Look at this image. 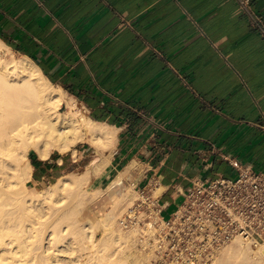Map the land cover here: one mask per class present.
Listing matches in <instances>:
<instances>
[{"label":"crops","instance_id":"obj_1","mask_svg":"<svg viewBox=\"0 0 264 264\" xmlns=\"http://www.w3.org/2000/svg\"><path fill=\"white\" fill-rule=\"evenodd\" d=\"M249 11L237 0H0V40L116 129L101 177L150 187L167 217L196 179L264 174V0ZM60 160L36 159L33 172Z\"/></svg>","mask_w":264,"mask_h":264},{"label":"bare ground","instance_id":"obj_2","mask_svg":"<svg viewBox=\"0 0 264 264\" xmlns=\"http://www.w3.org/2000/svg\"><path fill=\"white\" fill-rule=\"evenodd\" d=\"M4 49L13 54L0 40V264H153L138 229L124 232L118 222L134 197L122 189L121 174L95 193H106L112 201L99 218L101 239L95 236L97 222L80 216V206L90 198L85 189L89 179L100 177L111 161L116 129L82 114L31 59L6 57ZM64 104L67 112L61 110ZM84 141L94 147L96 159L81 176L71 172L36 194L27 190L33 173L30 152L44 160L53 151L76 154L73 147ZM232 241L210 264L263 263L262 247Z\"/></svg>","mask_w":264,"mask_h":264},{"label":"built area","instance_id":"obj_3","mask_svg":"<svg viewBox=\"0 0 264 264\" xmlns=\"http://www.w3.org/2000/svg\"><path fill=\"white\" fill-rule=\"evenodd\" d=\"M237 1L250 14L251 0ZM254 23L264 35L260 20ZM134 190L136 195L119 223L125 230L138 229L153 264H210L236 238L264 251L262 173L243 168L235 178L196 179L167 217L150 187Z\"/></svg>","mask_w":264,"mask_h":264},{"label":"rangeland","instance_id":"obj_4","mask_svg":"<svg viewBox=\"0 0 264 264\" xmlns=\"http://www.w3.org/2000/svg\"><path fill=\"white\" fill-rule=\"evenodd\" d=\"M3 52H4V55L6 57H11V56L12 57H14V56L15 57H19L18 54H14V53L11 54L6 49H4ZM76 104L80 108L81 113L88 116V114L86 112V109H84V107L78 101H76ZM61 110H62V112H67L68 111L66 104H64L62 106ZM90 144H91L90 142L84 141V142H81V143L77 144L76 146H74L73 149L77 150L76 154H73V150H70V151L65 152V153H59L57 151H53V153H52L50 158H51V160L52 159H56L58 157L62 158V160H60V166H58L57 169H54L48 175H45V176H42V175H40L38 173H34L33 172L32 173V178L30 180H28L27 183H26L27 190L30 191L31 193H34V191H35V194H36L37 191L44 190L48 186L54 184L57 181V179L59 178L60 175H65V174H68V173H71V172H73L74 175H76V176H81L82 172L85 170L87 165L93 163L94 160L96 159L95 149ZM114 150H115V148H114ZM29 159H30L31 162H33V161H35L36 159H39V158H38V155L35 152L32 151V152L29 153ZM106 169H107V167L104 169V171ZM101 176L98 177V178L92 176L91 178H93V179H91V178L89 179L90 182L87 183L85 189L89 191L88 196H87L86 199H88L89 197L90 198L88 200H85L84 201L85 203L82 206H80V210H82V212H81L82 214L80 215L82 217L81 218L82 221H84L87 218H90L91 220H94L95 223L97 222V224H98L97 225L98 228L95 229V236H97L96 237L97 241L99 239H101L102 236H103L102 228L99 227L100 226L99 223L101 221L100 219L103 218L105 213L108 210H110L111 206H112V201H111V199L109 198V196L106 193L101 194L102 196H100V197L96 196V195H99V194H95L96 190H98L100 188L105 189L108 186V184L110 183V181H106L105 178L101 177ZM122 189L127 190L128 193L132 194V197L133 196L135 197L136 192H135L134 186L132 184H127L124 181V184L122 185ZM132 201H133V199L130 200V203L128 201L123 206L124 212L129 207V204L132 203ZM124 212H122V213H124ZM120 218H121V216H120ZM118 224H116V227H117ZM123 231L126 232L128 230L124 229ZM233 242L234 241L228 243L226 245V247L229 246L230 244H232ZM226 247L223 248V251H224V249ZM251 247L254 250H258V248H259V247L258 248L253 247L252 245H251ZM139 248H141L143 250L142 247L139 246ZM94 249H95V247H94ZM94 249L92 248L93 252H94ZM89 251H87V253ZM91 252L92 251H90L88 254H90ZM220 252L216 255V257L212 261H214L216 258L217 259L215 260V262L220 259L221 255H222V252L221 253ZM262 264H264V261H263Z\"/></svg>","mask_w":264,"mask_h":264},{"label":"trees","instance_id":"obj_5","mask_svg":"<svg viewBox=\"0 0 264 264\" xmlns=\"http://www.w3.org/2000/svg\"><path fill=\"white\" fill-rule=\"evenodd\" d=\"M32 164H33L34 166H36V165H37L35 161H33V162H32Z\"/></svg>","mask_w":264,"mask_h":264}]
</instances>
